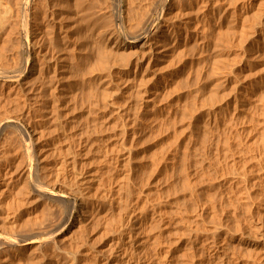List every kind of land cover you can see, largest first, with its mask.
Masks as SVG:
<instances>
[{"label": "bare ground", "instance_id": "obj_1", "mask_svg": "<svg viewBox=\"0 0 264 264\" xmlns=\"http://www.w3.org/2000/svg\"><path fill=\"white\" fill-rule=\"evenodd\" d=\"M57 1L60 2L62 9L71 12L76 18H80L82 11L86 15L97 10L101 16L96 15L97 13L91 15L96 16L97 21L98 16L106 21L102 20L106 24L96 31V36L94 35L96 38L93 39L107 58L98 55L93 66L90 65L94 63L91 61V52H88L90 55H84L86 59L83 60L84 64L88 62L87 64L92 67H89L88 71L94 84H97L94 74L101 77L107 73L114 77L116 67L118 71L115 72V77L129 78L126 85L113 81L110 88L102 86L104 87L102 91V88L98 89L101 96L97 97L100 102L97 110L100 109L98 113H101V116L98 115L100 118L110 115L111 118L114 109L116 116H113L115 126L113 129L117 127L120 130V139L117 136L119 140L113 147L111 146L112 148L106 142H101L98 152L104 157L102 169L88 163L89 148L82 146V143L75 145L76 143L72 142L75 139L71 140V136L66 132V125L60 122L62 100L70 97L74 105H77L81 92L79 89L84 82L82 77L85 74L81 72L83 75H79L81 69L74 68L75 64L58 50L61 41L54 37H57L58 30L63 33L61 31L63 28L61 22L56 23ZM190 12L193 14L192 19L189 16ZM110 16L121 23V32L112 24L114 21ZM231 37L239 38L240 47L245 40L252 39L254 46L257 49L261 48L264 53V0H0V264H26L29 260L35 264L36 261L48 257L59 261L63 256L67 258L66 264H79L81 259L84 260V264H92L90 257L87 258L88 254L79 250L76 235L84 236L88 223L92 224V221L94 223L102 215L111 217V224L106 227V231L118 230L116 243L111 248L105 264L112 262L132 264L139 254L136 247L138 233L147 232L144 229L150 224L155 226L167 224L164 223L166 219L162 214L165 210L159 208L161 203L158 206L157 198L154 202L152 200L146 202V199L143 202H138L139 200L135 202L133 198V187L138 184L139 177L137 170L142 166L140 155L145 152V148L140 149L139 145H136L139 144V133L144 129L149 130L150 135H156L158 129L154 128L155 123L162 124L165 118L164 113V117H158L165 110L158 104H161L164 94L167 95L170 90H178L181 84L176 83V72H170V66L157 69L158 62L169 57L170 52L173 53L172 50L179 44L185 49V46L195 42L204 55L210 47L217 49L221 43H228ZM96 43L93 45L97 46ZM242 54L241 61L246 60L248 57L245 52ZM204 61L203 57L200 63ZM217 61L216 70L220 68L221 61L228 63L227 67L230 69L237 59L219 55ZM120 62H128V66L123 67L122 64L119 65ZM79 63L76 62L77 67ZM86 68L83 69L87 70ZM154 70L158 76L156 80L150 75L146 76ZM233 79L237 80L236 77ZM259 84L264 91V76L260 78ZM252 85L253 83L245 87L244 96H234L232 112L239 110L241 99L248 100L253 97ZM70 89L72 91L69 92ZM152 89L155 93L152 92L148 100L146 97ZM199 89L200 87L196 91ZM216 89L211 97L204 95L194 97L191 106L206 105L212 99L224 98L222 92ZM91 101L90 99L89 102ZM96 107H93L94 112ZM148 108L151 112L147 111L148 122H145L141 116ZM167 109L166 117L173 116L171 108ZM213 114H207L208 117L211 115V119L208 118L205 125L208 130H221L223 122L221 119L213 118L219 117L215 114L212 116ZM156 118L159 120H155ZM232 118L228 119L229 123L233 121ZM111 125L112 123L109 124L110 127ZM101 126L103 128V124ZM154 129L157 130L156 133ZM191 149L189 145L183 155L181 154L184 164L191 156ZM166 154L165 157L156 159L153 164L154 170L161 165V160L168 161L164 163L165 168L170 164L171 169L168 167L172 172L176 169L175 160L179 149H171L167 158ZM225 157L224 159H228ZM197 163L196 160L194 164ZM235 167L231 165V171H235ZM260 167H256V170L263 191L259 200L262 203L264 167ZM186 168L188 167L185 166L183 170ZM169 169L168 173L171 172ZM241 172L240 175L227 179L226 184L230 190H236L243 195L247 193L248 196L253 179L247 174L246 168H242ZM190 174H185L188 181L186 189L192 197V194H199L200 183ZM199 175L201 176V173ZM118 176L120 178L122 176V181L114 184ZM147 183L149 185V181ZM247 196H241L240 201H243L245 207L248 205L247 208H251V195ZM196 198L197 196L194 199ZM39 210L42 211L38 212ZM46 212L52 216L47 224L45 221L47 222L48 218L44 220L48 217ZM169 218L173 221L174 217ZM28 225L33 226L31 231L27 228ZM76 226L79 232L73 234ZM217 231L206 238V251L216 263L225 264L234 257L230 256V252H235L237 246L233 245L234 250L231 249L232 246L230 248V244H226L227 238L223 237L225 235ZM249 232L234 239L239 245H246L247 249L251 244L249 239L259 238L262 243L260 245L264 248V227L261 231L252 227V234ZM197 233L193 234L196 243L200 240ZM66 238L65 243L69 244V251L64 255L61 245ZM157 252L155 254L160 259V253ZM103 260L98 258L92 261L98 264Z\"/></svg>", "mask_w": 264, "mask_h": 264}, {"label": "rangeland", "instance_id": "obj_2", "mask_svg": "<svg viewBox=\"0 0 264 264\" xmlns=\"http://www.w3.org/2000/svg\"><path fill=\"white\" fill-rule=\"evenodd\" d=\"M55 8L58 10L56 23L61 22V26L63 28L61 29L63 33L58 30V34L56 35L61 40L54 37L59 42L61 41L58 50L68 57L69 61L75 64L74 66L76 67L74 68L77 70L81 69V71L79 70V75L82 76L85 74L82 78H84V82L86 81L85 83H81V90L79 89L81 92L78 95L77 105H74L72 98L70 97L62 100L63 104H61L63 107L60 114V122L66 125V132L69 136H71V140L75 139V141H72L74 144L76 143L75 145H81L82 143V146L89 148L90 152H88L87 155L88 163L91 166L102 169L105 163L104 157L102 153L98 152L102 145L101 142H106L107 145L113 147L120 139V130L119 128L117 129V127L116 129H113L115 127L113 126V116H116L114 109V114L112 113L111 115L112 119L108 114L109 116H106L105 118L101 117L103 121L101 120V113H98L100 112V109L97 110L98 107H100L98 98L101 96L100 94L103 88H110L113 81H118L116 83L126 85L129 83V78H125L124 76L121 77L122 79L119 76L115 77L118 71L116 67L114 77L107 73L103 74L101 77L94 74L93 77L97 81V84H94L90 78L88 69L92 68L90 65L95 64L94 60L96 61L98 55L105 57V54H102L103 51L99 49L98 44L93 38H96V31L98 32V30L102 28V25L106 24L104 23L106 22L104 21L105 19L99 17L101 15L97 10L93 13H97L96 15H99L98 18L101 22L96 20V16L91 15L92 12L90 14H86L88 16L86 17L84 11H82L80 13V18H76L71 12L66 11V9H62L59 1H57ZM191 15L193 17L192 13L189 16L191 17ZM111 18L114 21L112 24H115L121 32V23L115 18ZM89 35L92 36L89 37ZM229 39L228 43H221L217 49L210 47L208 52L204 55L200 52V46L198 47L195 42L185 46V49L183 45L179 44L172 50L173 53L170 52L169 57L165 59L163 58L162 60L160 59L158 62L157 69L166 68L167 65L170 66L169 71L176 72V83L179 82L181 84L178 90H170L167 95L164 94L161 101L159 100L161 104L158 105H160L162 109H165L161 115L158 116L164 117L165 114L164 122L162 121L163 126L161 123L159 124V122L158 124L155 123L154 126V128L156 127V129H158L159 133L156 129H154V131L157 133L156 135L153 134L154 136L150 135L151 133L149 130L143 129L139 133V144L137 143L136 145H139V147H137L140 149L145 148V152L140 155L142 166H139L137 170L139 172L137 183L140 186L135 183L137 184L135 187L138 189L133 187V192L135 193H133V195L135 197L133 195L132 196L135 199H133L135 202L138 200V202H143L145 199L147 200H145L146 202H148V200H152L154 202V200L156 201L158 199V206L161 203L159 208H162L163 211L165 210L164 212L162 211V214L164 219H166L164 223L167 224L164 226H155L154 224H150L145 227L146 229H144L147 232L142 231V233H138L136 237V240H138L136 247L139 254L132 264H189L190 261V264H214L215 260L206 251L205 241L208 236H211V234L217 230H219L217 232L225 235L223 236L225 239L227 238V243H225L227 245L230 244V248L232 246L231 249L234 250L233 245H235V247L237 246L235 248V252H230V256L234 257L228 260V262L226 261L225 264H264V248H262V243L258 240L259 238H256L257 240L255 238L249 239V241L251 240V244L248 248H250L249 250L252 252H250L248 248L246 249V245H239L236 239H234L235 237H240L241 234H248L250 230L252 231V227L256 228L257 231H261L264 227V202L261 203L259 201L263 195V191L261 190L260 181H258L259 173L256 170V167H264V119H261L264 117V91L260 88L259 84L260 78L264 76V53L261 48L257 49L254 46V41L252 39L245 40L242 47H240L238 37H231ZM93 43H96L97 46H95V44L93 45ZM88 52H91V61L94 62H91L92 64L90 65L87 64L88 62H85L84 64L86 59L84 55H90ZM243 52H245L248 60L246 59L241 61ZM219 55L235 57L237 61L233 65L231 64L232 68L230 69H228L229 66L227 67L228 63L226 64L221 61V64L218 63L220 68L216 70V63L218 62L217 59ZM203 57L205 58V61L204 63H200ZM78 61L80 62L78 65L79 67H77L76 64ZM127 63L128 62H120L119 65L122 64L123 67H126L128 66ZM84 65L86 66L84 67ZM87 66L88 68H86ZM83 68H86L87 70H84ZM147 75H150L153 80L158 79L155 70L150 72V74H146V76ZM233 77H236L237 80L234 81ZM226 78L228 79L225 81ZM236 82L237 85H235ZM86 83L87 85L85 86ZM252 83L253 97L248 100L241 99L239 110L232 112L233 99L235 98L234 96H244L245 87ZM88 84L91 88L88 87ZM102 86L104 87L102 88ZM199 87L200 89L196 91ZM99 88H102L101 91L98 90ZM146 88L150 89V87ZM216 88L222 92L221 94H223L224 98L221 100L216 98L212 99L211 101H208L206 105L200 104L196 107L191 106V102L194 97L202 95L211 97L210 95H212L213 91L215 92V90H217ZM70 91H72V89H70L69 92ZM99 91L100 93L98 94ZM153 91L154 90L152 89L146 99L149 100L151 98V93ZM66 92H68V90ZM80 95L82 96V99H80ZM83 98L85 100H83ZM88 99L89 101L90 99L92 100L91 102H93V106ZM111 101L112 98L109 99V102ZM129 101L130 100H128V102ZM87 102L90 105L89 107ZM81 103L86 104L85 106L82 104L84 106L82 107ZM94 106H97L95 108V112L93 108ZM167 108H171L174 112L173 116L166 117L168 111ZM149 111L151 112V110ZM148 112L146 114L143 112L144 116H141L145 122H148ZM208 113H214L215 116H219L213 118H217L219 120L221 119L223 122V125L220 127L221 130L214 129V131L207 129L205 122L208 118L211 119V115L209 117L207 116ZM232 113H234V115H232ZM214 114L212 116H214ZM231 118L233 121H230L229 123ZM157 119L159 120V118H156L155 120ZM97 121L99 123L102 122L103 128L101 126L102 124H99ZM110 123H112L111 127L109 126ZM158 126L160 127L157 128ZM90 128H92V130ZM117 136H119V139ZM97 142H99V144ZM97 144L99 146H97ZM189 145L192 148L191 158L189 157L185 161V165L184 161L182 162V155L184 150ZM175 148L179 149L180 154H178L179 157L177 156V161L175 160L176 169L172 172V170H170V164L165 168V164L168 161L165 162L161 160V165H163H160L157 170L155 169V171L153 164L156 159L159 157H165L164 155L167 152L169 153L171 149ZM168 153L166 154V158ZM225 156L228 159H224ZM196 160L198 163L195 165L194 163ZM178 161H181L182 163ZM231 165L236 166L235 171H231ZM185 166L188 167L186 168L187 171L183 170ZM242 168H246L248 170L247 174L253 179L248 196L247 193H244L247 197L251 195V208H247L248 205L245 207V205H243V201H240L242 198L241 196H244L243 193L239 194L236 190H230L229 186L226 184L227 179L233 178L235 175H240L242 173ZM168 169L171 171L170 173H168ZM184 171L188 174L191 173L192 175H190L193 176L194 179L196 178V182L200 183L199 194H192L193 196L191 197L190 192L186 189V182L188 181H186L187 176H185L186 173ZM198 172L199 174L201 173V176ZM121 179L122 176L121 178L118 176V178L114 180V184L121 182ZM148 181L149 185L147 183ZM139 188L142 189L140 190ZM183 188L186 190L183 191ZM185 192L187 193V196ZM159 196L161 198H158ZM196 196L198 198H196L197 200L194 199ZM136 197H138L137 200ZM42 210L46 211L44 208ZM42 210H39L38 212H41ZM47 214L48 217H45L44 219L46 220L48 218V221H45L46 224L52 219L50 218L52 216L49 215V212ZM169 217H174L173 221H171L172 219ZM110 218L111 217H106L105 215L99 216L94 223L93 221L92 224L88 223L89 228L87 227L84 236L81 234L76 235V242L77 245H79V250L85 252L86 255L88 254L87 258L89 259L90 257L92 264L95 263L92 260L98 258L104 259L98 264H105L108 260L106 258H108L111 248L116 243L118 230L112 229L106 231V227L111 224ZM168 221L170 222L168 223ZM166 226L168 227L165 228ZM169 226L171 227L169 228ZM32 227L33 226L31 225L27 226L29 230L32 229ZM163 228L165 229L163 230ZM251 231L249 233H251ZM77 232L79 231L76 226L73 229V234ZM195 232H198L197 234L199 235L200 240L197 242L199 244L194 241ZM66 240L67 238L61 245L64 255H66L69 251V244L65 243ZM162 244L163 246H161ZM253 250L255 251L253 252ZM156 251H158L157 253H160V259L157 258L155 254ZM81 261L79 260V264L84 262V260L82 263ZM67 262L66 256H63L59 259V261H54L52 260V257H48L45 260L40 259V261H36L35 264H66ZM26 264H32L31 260L27 261ZM110 264H115V262ZM215 264L218 263L215 262Z\"/></svg>", "mask_w": 264, "mask_h": 264}]
</instances>
